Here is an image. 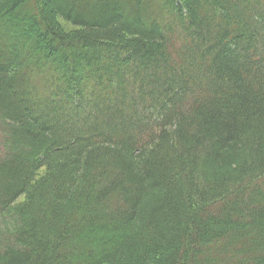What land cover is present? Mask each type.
<instances>
[{
	"label": "trees",
	"instance_id": "obj_1",
	"mask_svg": "<svg viewBox=\"0 0 264 264\" xmlns=\"http://www.w3.org/2000/svg\"><path fill=\"white\" fill-rule=\"evenodd\" d=\"M0 264H264V0H0Z\"/></svg>",
	"mask_w": 264,
	"mask_h": 264
}]
</instances>
